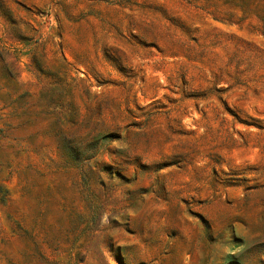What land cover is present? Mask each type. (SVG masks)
Wrapping results in <instances>:
<instances>
[{
	"label": "rangeland",
	"instance_id": "rangeland-1",
	"mask_svg": "<svg viewBox=\"0 0 264 264\" xmlns=\"http://www.w3.org/2000/svg\"><path fill=\"white\" fill-rule=\"evenodd\" d=\"M0 264H264V0H0Z\"/></svg>",
	"mask_w": 264,
	"mask_h": 264
}]
</instances>
